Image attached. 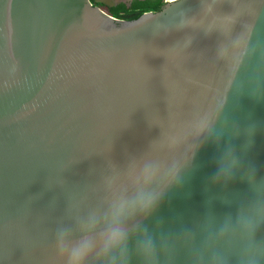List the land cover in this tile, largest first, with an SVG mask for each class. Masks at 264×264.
<instances>
[{"label":"water","instance_id":"95a60500","mask_svg":"<svg viewBox=\"0 0 264 264\" xmlns=\"http://www.w3.org/2000/svg\"><path fill=\"white\" fill-rule=\"evenodd\" d=\"M125 202L115 264H264V0H0V264H67Z\"/></svg>","mask_w":264,"mask_h":264},{"label":"clouds","instance_id":"9594fccd","mask_svg":"<svg viewBox=\"0 0 264 264\" xmlns=\"http://www.w3.org/2000/svg\"><path fill=\"white\" fill-rule=\"evenodd\" d=\"M175 3L176 0H171ZM237 161L233 158L231 167L236 166ZM153 173L149 171L146 176L148 182L151 181ZM234 177V174L225 175L218 168L216 174L212 178L213 184H228ZM162 195V194H161ZM160 196L145 191L140 193L132 202L133 212L143 213L145 216L151 215L158 206ZM127 202L121 204L118 208L117 218L113 223L99 234L97 241L93 237H82L80 240L72 242L65 246L63 240L61 247L65 248L67 253V264H87L90 257L94 254L102 253L105 264H115L117 258L127 259L128 250V231L123 224L124 212L127 209ZM155 241L151 237H147L141 242L138 248V254L150 264L154 256Z\"/></svg>","mask_w":264,"mask_h":264},{"label":"trees","instance_id":"16d2710c","mask_svg":"<svg viewBox=\"0 0 264 264\" xmlns=\"http://www.w3.org/2000/svg\"><path fill=\"white\" fill-rule=\"evenodd\" d=\"M89 1L93 6L100 8L99 6H97L98 3H96L95 0H89ZM158 3L161 5L158 4L156 6L155 4L151 3V1L149 0H145V1L133 0L129 4L126 2H118L114 5L101 4L103 7L109 10V13L103 11L101 8L100 9L107 15L119 19V16H134L147 12H159L164 7L162 5L163 0H159Z\"/></svg>","mask_w":264,"mask_h":264},{"label":"rangeland","instance_id":"374dc122","mask_svg":"<svg viewBox=\"0 0 264 264\" xmlns=\"http://www.w3.org/2000/svg\"><path fill=\"white\" fill-rule=\"evenodd\" d=\"M128 1L129 0H95V2L98 3L97 6H99L103 11H105L107 13H109V10L107 8L103 7L101 4H103V5H105V4L106 5H114L118 2L128 3Z\"/></svg>","mask_w":264,"mask_h":264},{"label":"flooded vegetation","instance_id":"af4514ba","mask_svg":"<svg viewBox=\"0 0 264 264\" xmlns=\"http://www.w3.org/2000/svg\"><path fill=\"white\" fill-rule=\"evenodd\" d=\"M133 0H129L128 1V4L130 3V2H132ZM141 1H145V0H141ZM149 1H151V3H153V4H155L156 6L159 4L158 3V1L159 0H149ZM171 0H163V3H162V5L164 6V4H167V3H169ZM159 5H161V4H159Z\"/></svg>","mask_w":264,"mask_h":264}]
</instances>
